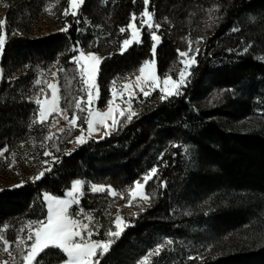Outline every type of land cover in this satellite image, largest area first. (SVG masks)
<instances>
[{"label": "trees", "instance_id": "16d2710c", "mask_svg": "<svg viewBox=\"0 0 264 264\" xmlns=\"http://www.w3.org/2000/svg\"><path fill=\"white\" fill-rule=\"evenodd\" d=\"M49 1L3 0L7 37L0 56L3 71L0 149L5 145L12 149L29 139L45 140L49 123L32 124L38 116V106L28 94L33 90L35 72L56 64L64 69L60 84L75 85L79 75L68 60L73 55L70 50L77 45L103 57L97 76L100 108L109 99L113 82L136 74L142 62L152 58V41L146 29L141 32L142 43L119 53V45L127 36V32L121 34L119 28L126 27L131 13L143 11V0L135 3L133 0H85L77 18L62 15L66 0H54L53 3L58 4L54 7L55 17H64L58 28L68 23L70 27L66 32L48 31L32 37L33 20L30 19ZM204 5L209 9L219 6V11L183 94L165 100L147 98L141 107L137 106V115L130 121L123 117L113 133L69 153L63 152L67 138L59 135L54 139L56 149L62 150L57 153L58 162L53 163L50 171L38 181H27L19 187L0 191V227L8 226L3 235L9 242L22 225L44 218L43 193L62 196L77 179L121 191L139 180L146 168L155 165L158 172L146 185L152 197L151 205L140 211L110 251L99 257L100 264H127L142 245H150V233L168 228L172 216L178 214L183 204H193L196 209L194 203L204 195L209 200L208 211L215 213L208 223L209 242L215 247L222 245L223 252L202 259H185L180 264H264V206L263 210L260 206V203L264 205V129L236 130L234 125L244 118L250 105L244 99L229 97L230 88L241 86L247 91L254 90L259 93L257 105L264 111V59L258 58H264V0H150L149 9L155 7L156 14L163 12L169 16L155 53L157 74L163 75L167 66L175 61L182 43L180 33L193 27L191 14L196 15L198 7L203 9ZM251 12H259L256 22L247 20ZM83 18L98 28L96 35L80 34ZM236 24L238 32L227 34ZM96 39L101 44L92 48ZM242 39L248 50L237 56L231 51ZM220 59L225 61L223 67L218 63ZM256 76H259L258 82ZM69 91L79 90H73L71 85L65 92L62 88V108L66 103L64 94ZM222 101L227 104L220 105ZM174 138L183 139L185 143L190 138L195 149V168H187L188 172L182 168L179 146L173 149L177 143ZM166 139L171 142L169 153L161 156L160 146ZM238 193L253 197L242 198L238 205H233L229 195ZM257 198L262 202L251 206L257 202L252 199ZM87 199H83L85 206ZM95 200L97 202L92 203L101 205L99 197ZM205 215L201 211L194 220H204ZM255 226L257 231H254ZM54 255L58 256L55 263L65 259L58 250H49L40 258L53 259Z\"/></svg>", "mask_w": 264, "mask_h": 264}, {"label": "rangeland", "instance_id": "374dc122", "mask_svg": "<svg viewBox=\"0 0 264 264\" xmlns=\"http://www.w3.org/2000/svg\"><path fill=\"white\" fill-rule=\"evenodd\" d=\"M53 1L54 0H50L45 6L42 5L40 7V11L37 13V16L34 17L33 19H30V21L33 20L31 22L32 23L31 28H33L32 29L33 30L32 37H36L37 35L47 33L48 31H61V28L59 29L58 25H59V23L63 24L62 21L64 19H62V18H64V17H61V16H60V18L55 17L57 15L54 11V7L56 6L57 3H53ZM46 7L51 8L52 14H49V12L45 11ZM202 7H203V9H199V7H198V12L196 15L191 14V16L194 17L193 27L188 28L186 30V32L180 33V38H182V43H181V47L179 48V50L188 51V41L191 40L193 42L192 43L193 52H190L189 55L190 56L195 55L196 63L193 64L190 68L186 69V71H189L191 74L186 77V81H187L186 84L181 86V88L179 90L180 94L170 96L167 99H170V98H173L176 96H181L184 92L183 90L188 87V85L191 81L192 71L196 67V64H197V56H198V54H200L202 52V48L204 47L203 46L204 42H205L207 36H209V33H211V30H212L211 28L215 25L214 21L216 22V16H217L216 11L210 13L208 11V9H209L208 6L204 5ZM154 8L155 7H152L151 9H149V6H148L149 12H154L153 11ZM5 9H6L5 3L3 2V0H0V19H5ZM139 14H137V21H136L137 27H139V20H140ZM154 14H155L154 15V21L161 25L159 31L157 32V35H159L160 41H161V39H162L161 31L162 30L164 31V29H165L164 24H168V21H169L168 17L169 16L166 17L165 16L166 14L163 12H161L160 14H158V13L156 14V12H154ZM62 15H63V13H62ZM69 15H71V14H69ZM165 18H167V19H165ZM213 18H214V20H213ZM246 18L248 21L253 23V22H256V20L258 18H260V14H259V12H255V13L251 12L249 14V16H247ZM68 24H64V26H62V28L69 26ZM82 26H83V28H81L79 30V32L84 37L88 36L89 33L95 34V35L97 34L96 30H98V28L96 26L92 27V24L88 19H86V18L82 19ZM237 26L238 25L236 24L233 27H231V30L227 34H231L232 32L233 33L238 32L239 29ZM170 27L171 26H169V28ZM233 28H236L238 30L232 31ZM153 30H155V29H153ZM0 31H6V28L0 29ZM13 31H15V28L13 29ZM164 33H165V31H164ZM129 36H130V30L127 32L126 38H128ZM186 37L188 39H185ZM201 37H203V40H201L199 43H197L196 41ZM240 41H241V44L239 43V45L236 48L232 49V51H231V52L235 53L237 56L245 54L247 52V51H245V48H248V45L244 44L243 39ZM94 42L95 43H94L92 48H94L97 44H99V45L101 44L100 41H98L97 39ZM152 43H153V41H152ZM133 44H136V43H133ZM158 45H159V43H158ZM119 48H120V45H119ZM128 48H127V50H128ZM197 48L200 51L198 54H195V49H197ZM82 50H84L85 52L91 51V50H85V49H82ZM208 52L209 53L211 52L210 48H209ZM119 53H120V50H119ZM97 54L99 56H101L99 53H97ZM0 56H1V53H0ZM258 58L260 59V58H262V56H260ZM183 59H186V58L180 57L178 54V51H177V56H175V61L171 65L167 66L165 73L163 75L159 76L157 74L155 55H153V52H152V58L150 60H155L154 70L156 72L157 77L160 78L161 87H163V78L166 75L171 76L173 79H176V80L179 79V71L181 68L185 67V65L183 63H181V60H183ZM212 61H214L213 58L210 60V62L212 63ZM216 62H218V61H215L214 63H216ZM224 62L225 61L223 59H220L218 63L223 67ZM72 64L75 66V69H76V65L74 63H72ZM57 69H58V66L56 64H52V65H49L47 67H42V68L38 69L35 72V74H36L35 80L40 79L41 84L35 85L33 83V90L30 93L31 95L30 94H28V95H29V97L31 96L30 98L32 101H34L37 96H39V98L43 100L45 97H44V94L40 92V89L44 88L45 91L47 92L48 96L50 97L51 91L47 88L46 82L56 83L59 90H60L59 91L60 96H61L62 88L64 89V92H65L69 89V87L71 85V86H73V90H79V91L74 92V93H71L69 91L70 93L66 92L64 94V99H66L65 108H68L69 115H70L71 112L75 110V108H74L75 98L82 96L86 100L87 99V93H86V91L85 92L80 91L82 84L80 82L79 76L77 77L78 80H76L77 82L75 85L71 84V83L69 85L63 83V86H62L60 84L61 72H58ZM2 73H3V71L0 68V77L2 76ZM53 73H56V75L53 76ZM137 75H139V72H137L136 74L127 75L123 79L116 81V82H113L110 86L109 99L106 101L104 107L100 108V107H98V103L100 100V90H99L98 83H97V76H98V70H97L96 88L93 89L94 99H93V104L91 106L92 109L94 111L107 112L108 101L112 100L113 101V107L116 108L118 106V110L114 112V116L116 117L118 123L123 117H126L125 119H127V116L130 113L128 111H125V115L120 116L119 111L129 109V102H126L127 97H128V92L124 91L123 95H121L123 85L126 83H129V82H132V86L130 88V91H133L135 93L134 99H132L130 101V111L136 113V115L138 113V107H141L140 104L145 102V100L147 98L152 97L151 99L153 101H154V99L155 100H162L160 97L162 95H164V93L160 90V88H156V89L152 90L148 87H145L146 91H150V95L145 97L141 93L140 89L135 87V78ZM255 78H256V80H255L256 82H258L260 80L259 76H256ZM114 91L116 92L115 97L113 96ZM220 92L223 93V91H220ZM229 93H230L229 94L230 98L244 99V100L248 101V103L250 105V109L248 110V112L246 113L244 118L238 119L237 123L234 125V128L236 130H241V131H251V130H255V129H258V130L264 129V111L261 109L260 106L257 105V103L260 101L259 93H257L254 90L253 91H247L244 88H241V86L238 88L237 87L230 88ZM163 100H165V99H163ZM69 101L73 102L72 107H69ZM226 104H227V102H224V101H222L220 103V105H222V106H225ZM60 107H61V101H60ZM79 115L83 118L85 115H87V112L86 111L81 112V113H79ZM37 118H38V116H37ZM54 120L59 121V122L56 123L55 125H53ZM48 123H49V132H48L47 136H52L51 140L45 139L44 141H42V139H39V138L29 139V140H26L23 143L17 145L16 147H14L12 149H8V151L4 154V156L0 157V191L3 189H6V188H16V187L23 185L27 181H33L31 179V177L38 175L40 172H43L46 168L51 169L53 163L56 162V161H54L53 157H55L57 159V153L61 152V150H62L60 148L56 149L57 146L54 144V139H57L59 135H62L65 138H67V145L64 148L63 152L69 153L72 150L82 146L83 144L88 143L91 140L100 141V140L104 139L105 137H107L108 135L113 133L116 130V127L118 125V123H117L115 126H111L112 121H111V119H108L106 121V123L110 126L107 129V131L109 132L108 135H104V132L106 131V129L102 125L97 124L95 126L97 131L93 132L92 135L89 136L88 132H87V125L85 123H83V120L81 119L80 121H78V123L85 130L84 136L86 138V142L83 144H77L75 142L69 143V141L70 140L74 141L75 136L80 135L79 129H73L71 132H69L67 122L64 121L59 115H57L55 113H53V115L49 117ZM60 128H64L65 132H60L59 131ZM180 135H182V134H180ZM173 140H177L176 141L177 143H174V145H173L174 146L173 149H175L177 146H179L177 149H179L180 161H182V163H183L182 168L185 169L187 172L190 170V167H191V169L195 168L196 153L193 152V150H195V149L192 147L190 138H188V140H186L187 141L186 143L183 139H179V138L178 139L174 138ZM51 142H53V143H51ZM188 142H190V143H188ZM170 144H171V142H169L167 139H166V141L162 142V146H160L161 150L159 152V154L161 156L163 154L169 153ZM21 145H23V146H21ZM45 151H49L52 155L44 156L43 153ZM13 154H15L14 157H13ZM13 159L16 161V163L10 167L9 165L12 164ZM44 161H47V163H44ZM152 167H155V165H153ZM151 168H148V169L146 168L145 173L142 174V176H141V178H139V180H142V177ZM187 168H189V170ZM77 180L84 182V184L82 185V193L83 194L79 197L80 203L74 204L72 206V208L70 209V211L72 212L74 218L80 219L82 223H88L89 227L93 229L94 233L96 232V229H99V233L94 234L92 239H97V240L107 239V237L104 235V233L106 231H108L109 229L115 231V226L113 224V221L115 219V215L117 214V210H119V215L124 218L125 224L128 225L127 227H129L131 225L132 220H134L137 217L138 213L141 211L140 210L141 207H143V209H145L147 206L151 205V203H152V197L146 191V185L147 184L145 185L144 191L150 197L149 201L145 203L138 198L137 200H135L133 202V204L131 206H126L127 202H128V191L133 186V183L128 185L125 189H123L121 191L114 189L117 193V196L113 197L111 195H108L107 192H95L94 193L91 191V185H93V184L101 185V184H97V183H93V182L87 183L85 180H82V179H77ZM151 180H149L148 183ZM103 186H105L107 188L106 185H103ZM70 187H71V185H70ZM70 187L66 191L70 190ZM48 194H50V193H48ZM43 195H44V193L42 194V201H43L44 206H45V215H46V203L43 200ZM62 196H64V194ZM104 196H105V198H104ZM121 196H123L124 198L122 199ZM205 196L206 195L202 196L201 198H199L194 203V204H196V209H193V204H187V205L183 204L182 209L178 211V214L177 215L175 214L172 216L173 219L170 221L169 224L167 222V224H168L167 226L169 229L168 228H160L159 230H156L155 232L150 233V235L152 237L150 245H146L145 247L142 245L141 246L142 248L138 249L136 254L131 255V260H129L127 264H136V262L144 254H146L149 250L153 249L156 244L163 243L167 239L173 240L174 243L172 245H169L167 250L163 251L161 256L154 258L156 261H158V264H180L183 260L187 259L188 256L202 257L203 258V256H208L209 254H211V255L219 254L218 251L223 252L224 247L222 245H217L215 247V245H212V243L209 242V234H211L210 233L211 230L209 229L208 223L211 222V219L213 218V214H215V213L208 211L209 200H207ZM229 196H230L229 199H233V202H234L233 205H238L243 200L242 198L251 199L253 197L252 195H247L246 193H243V194L238 193L235 195L231 194ZM98 197L100 198V201L102 200L101 205H98V203H96V204L92 203V202L96 201L95 199ZM85 198H88L86 201V206H88L90 208H88L84 205L83 199H85ZM103 198H104V200H103ZM252 200L257 201V202L252 204L251 206H256V204L258 202H262V200L259 198H257V200L256 199H252ZM262 203H264V202H262ZM93 206L95 207L94 210H92ZM260 206H262V210H263L264 205L260 203ZM81 209L83 210L82 215L76 216V213L80 212ZM201 211H203L206 214L204 217L205 219L200 220V221L194 220V218H197V216L200 214ZM85 216L93 217L92 221L89 222L88 220L84 219ZM27 225H28V222L25 223L24 225H22L20 228H18L17 231H15L16 236L14 237L13 241L9 242V250L12 252L13 256H15L16 264H19L20 255H21L19 250L17 249L16 240H17V238H23V239L27 238V235L29 232V228L27 227ZM126 228L124 229V231L126 230ZM255 229H256V226L254 227V231H257ZM124 231H123V233H124ZM241 232H239V234H241ZM259 232L260 231L257 232L258 236H259ZM237 234H238V232L235 235H237ZM57 259H58L57 255H54L53 259L48 258V257H46V258H40L39 257L40 264H60V262L55 263ZM65 259H66V257H65ZM98 259H100V258H98ZM0 260H8L9 264H13L12 257H10L8 255V253L3 252L2 242H0Z\"/></svg>", "mask_w": 264, "mask_h": 264}, {"label": "snow or ice", "instance_id": "6c2138e0", "mask_svg": "<svg viewBox=\"0 0 264 264\" xmlns=\"http://www.w3.org/2000/svg\"><path fill=\"white\" fill-rule=\"evenodd\" d=\"M85 0H66L67 7L64 8L63 15L69 16L71 14L72 17L77 18L79 15V9L83 5ZM135 3L136 0H133ZM150 0H143L144 9L139 14V27H137V14H130V21L125 26L119 28V32L124 34L130 30V36L122 40L120 44V53L123 54L128 47H130L133 43L139 44L142 43L141 40V32L142 29H146L150 38L153 41L152 43V52L153 55L156 53L157 45L160 42V37L157 35L161 25L154 21V12H149ZM71 10V11H70ZM46 12L51 13V8L46 7ZM208 11L215 12L219 11V6H216L212 9H208ZM211 18V17H210ZM167 19V18H165ZM79 23V19L76 20ZM6 18L0 19V29L6 28ZM69 26L61 28V31H67ZM155 29V30H153ZM238 29L233 28L232 31H237ZM7 33L6 31H0V53L3 52L5 42H6ZM185 39H188L187 37ZM203 40V37L199 38L196 42L199 43ZM192 41H188V51L177 50L178 54L182 58H186L181 60V63L185 65L184 68H181L179 71V79H173L171 76H165L163 78V87L160 85V78L157 77L155 68V60H145L142 62L141 66L138 69L139 75L135 78V87L139 88L141 93L147 97L150 95V91H146L145 87H148L152 90L156 88H160V90L164 93L160 98L167 99L173 95L180 94V88L184 84H186V77L191 73L186 71V69L190 68L193 64L196 63L195 55L190 56L189 53L193 52ZM91 46V45H90ZM248 49L245 48V51ZM73 55L68 60V63H74L76 65V70L80 78V82L82 87L80 88L81 92L87 93V99L84 97H77L74 100V108L75 110L71 112L69 115L68 108H61L60 101L62 97L59 95V88L56 83L46 82L47 88L51 91V96L49 97L44 88L40 89V92L44 94V99H40L37 96L34 100L35 104L38 105V118H34L32 120V124H41L45 125L49 117L53 115V113L59 115L64 121L68 124V131L71 132L73 129H79L80 135L75 136L74 141H69V143H77L83 144L86 142V138L84 136V129L80 126L78 121L81 119L83 123L87 125L88 135L91 136L93 132L97 131L96 125H102L106 131L104 135H108L109 132L107 129L110 127L106 121L111 119L112 125L115 126L118 121L114 116V112L118 110V106L116 108L113 107V101H108V110L107 112H99L94 111L92 109L93 104V89L96 88V75L98 67L103 59V57L99 56L96 52L88 51L85 52L82 50L79 45L71 49ZM199 49H195V54L199 53ZM78 53V54H77ZM264 59V58H261ZM58 72L64 71L63 68H58ZM56 73H53L55 76ZM35 85H40L41 80L36 79L34 81ZM132 86V82L126 83L123 85V89L121 91V95H123L124 91L128 92L127 101L129 102V109L120 110L119 115L124 116L125 111H128L130 114L127 116V119L130 121L136 113L130 111V101L134 99L135 93L130 91ZM116 92H113V96L115 97ZM72 101H69V107H72ZM87 112L83 118L79 115L81 112ZM59 121H53V125L58 123ZM32 125L30 124L29 127ZM60 132H65L64 128L59 129ZM46 140H51L52 136L45 137ZM23 146V145H21ZM43 146V145H42ZM8 151L7 145L4 148L0 149V157L4 156V154ZM44 156L52 155L49 151H45ZM15 154H13V157ZM54 161L58 162V160L53 157ZM16 161L13 159L11 167L14 165ZM47 163V161H44ZM50 168H46L43 172H40L38 175L31 177L33 181L40 180L46 172L50 171ZM158 172L157 167H152L143 177L142 180H137L133 182V186L128 191V202L126 206H131L135 200L138 198L143 202H148L150 197L144 191L145 185L149 180L153 179ZM83 181L74 180L71 183L70 190L64 193V196H55L48 193H44L43 200L46 203V215L42 219H37L34 221H29L27 227L29 228V232L26 239L17 238L16 244L17 249L20 252V261L19 264H40L39 257L41 254H45L49 250H58L62 257H66V259H61L60 264H100L99 257L107 254L115 240L120 238L124 229L128 226L124 222V218L119 215V210H117V214L115 215V219L113 224L115 226V231L109 229L104 233L107 239H92L94 234L99 233V229H96L94 233L93 229L89 227L88 223H82L80 219L74 218L70 209L74 204H79V197L82 193V185ZM92 192H107L108 195L113 197L117 196V193L111 186H107V188L103 185H91ZM123 199L124 197L121 196ZM143 211V207L140 209ZM83 210L76 213V216L82 215ZM84 219L89 222L92 221L93 217L85 216ZM264 226V225H262ZM7 225H3L0 227V242L3 245V252L8 253L10 257H12L13 264H16V258L13 256L12 252L9 250V241L3 235V231L7 229ZM264 235V233H262ZM174 243L173 240L167 239L163 243H158L155 247L149 250L146 254H144L136 264H158L154 258L162 255L163 251L167 250L169 245ZM188 260L194 259H202V257H192L188 256ZM0 264H9L8 260H0Z\"/></svg>", "mask_w": 264, "mask_h": 264}]
</instances>
